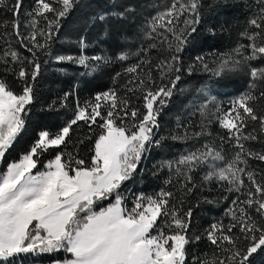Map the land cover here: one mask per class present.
Here are the masks:
<instances>
[{
  "label": "snow or ice",
  "instance_id": "obj_1",
  "mask_svg": "<svg viewBox=\"0 0 264 264\" xmlns=\"http://www.w3.org/2000/svg\"><path fill=\"white\" fill-rule=\"evenodd\" d=\"M79 4L80 0H35L31 11H24L23 0H0V10L10 14L0 20V164L25 129L41 56L85 69L92 62L91 71L81 75H91L101 65L122 63L114 79H124L123 90L131 94L113 88L84 104L77 102L63 126L55 132L39 131L20 158L0 171V264H23L21 256L57 252L65 256L52 264H188L189 246L202 240L211 246V256L194 253L191 264H264V174L258 178L249 164L250 160L264 163V149L252 147L264 145V88L255 91L264 84V0H254L258 11L248 20L252 30L241 34L247 43L213 54L212 67L205 55L195 56L185 67L184 54L195 47L208 9L220 8L227 14L237 6L252 8L246 0L240 5L229 0H170L146 21L142 31L147 44L134 52L89 56L82 36L78 55L52 57V42L62 20ZM134 11L129 7L118 16L123 19ZM227 31L226 24L211 25L204 43ZM154 52L159 58L154 59ZM197 68L209 79L246 74L248 90L225 110L209 95L207 82L197 86L195 91L207 97L193 112L200 117L199 130L189 132L188 125H180L181 133L155 138L161 112L183 74L192 75ZM9 75L21 85L19 91L9 83ZM137 93L143 112L130 102ZM74 95V91L64 93L60 106L65 107ZM54 106L55 102L49 107ZM213 120L226 130L221 147L205 141L174 161L161 162L157 168L168 170L165 185H173L175 192L139 193L129 208L122 186L137 174L149 149L165 139L187 143L211 136ZM79 122L99 129L88 160L79 157L75 144L73 151H67ZM224 143L234 149L231 159L223 155ZM50 151L53 158L41 170L40 158ZM195 175H200L199 185ZM213 182L220 191L211 199L203 197V202H224L227 223L219 219L202 233L191 232L193 208H185L186 199Z\"/></svg>",
  "mask_w": 264,
  "mask_h": 264
},
{
  "label": "trees",
  "instance_id": "obj_2",
  "mask_svg": "<svg viewBox=\"0 0 264 264\" xmlns=\"http://www.w3.org/2000/svg\"><path fill=\"white\" fill-rule=\"evenodd\" d=\"M209 0H205L208 3ZM245 0H229L230 4L240 5ZM170 3V0H80V4L62 20V26L59 33L52 42V57L56 55H78L80 49L78 41L80 37H84L88 43L85 53L89 56L102 54L113 55L121 51L134 52L141 44H147L143 39V29L146 21L155 15L156 11L162 10L164 6ZM247 4L253 5L252 8L233 7L230 12L225 14L223 9H208L204 16V24L199 33L195 47L184 54L185 67L193 62L197 55H205L208 58L209 66H213V54L230 51L239 44H246L247 40L241 35L243 32L251 31L248 20L254 12L258 11L254 4V0H246ZM35 4V0H23V10L31 11ZM133 8L135 11L126 13L123 19L118 14L124 12L126 8ZM8 15L0 10V20L5 19ZM100 15H105L103 21L99 20ZM41 19L40 26L44 25ZM226 24L228 31L221 34L217 32L216 36L204 43L209 36L207 28L211 25ZM16 47L19 48L18 45ZM25 56L28 53L19 48ZM247 54V53H245ZM154 59L155 52L153 53ZM41 74L34 84V99L32 104L27 106L26 126L13 148L6 156L5 162L18 160L20 156L30 147L37 137L39 131L47 129L57 131L64 123L69 120L75 110L77 102L84 104L90 101L99 92H104L115 88L125 96H131L123 90L124 79H114L116 72H121L122 63L114 65H101L91 75H81L91 71L93 66L89 62V68L85 69L71 63L59 64L54 58L41 56ZM134 62L129 61L128 63ZM256 63V62H253ZM157 74L153 73L155 77ZM9 83L16 91L20 90L21 85L8 76ZM207 82L209 85V95L216 98V103L220 104L224 109L226 103L237 98L240 94L248 90V77L242 73H225L219 78L209 79L208 74L197 68L196 71L189 75L185 72L177 88L174 90L172 97L168 100L167 106L163 108L159 117V128L154 129L155 138L161 136L170 137V135L182 132L180 125H188L189 132L199 130L197 125L200 122L199 115H193L195 108L206 102L207 97L195 91V88ZM264 88V84H258V92ZM74 91V96H69L65 107L60 106V100L64 93ZM139 93L131 97V104L138 108L140 112L144 111L143 101L139 98ZM54 108H50L53 105ZM209 109L215 111L214 105L209 104ZM99 129L92 126L90 129L79 122L78 126H74L72 132V143L69 144L67 151H73V145L79 157L86 160L92 155V142L95 139V133ZM211 136H202L198 141L189 139L187 143L165 139L160 146H152L142 158L137 169V174L132 180L127 181L125 186L129 187V191H137L148 195L159 192L161 189L172 190L175 192L173 185H165L169 173L167 169H159L157 166L168 160H175L186 150H193L199 147L205 141L213 142L217 148L221 147L220 137L226 135V130L219 127L213 120L209 126ZM79 140H83V144H77ZM223 155L226 159H231L234 149L227 143L223 144ZM252 147L259 151L264 149V145L254 143ZM53 158L50 151L41 156L40 168L47 160ZM250 166L257 170L258 178L260 174H264V163L256 160L249 161ZM155 173V174H154ZM202 175V173H201ZM197 185L201 183L200 175H195ZM210 189V190H209ZM220 189L216 183L208 185L207 188L195 191L191 197L186 199L185 208L192 206V228L191 232L202 233L215 220L227 218L223 216L226 204L220 202L217 205L207 204L203 202V197L209 199L216 197ZM198 254L202 258L205 254L211 256V246L206 240H202L195 246L190 245L188 248V264H191L193 254ZM65 253L57 252L53 254H41L38 258L43 263H51L55 259H63Z\"/></svg>",
  "mask_w": 264,
  "mask_h": 264
},
{
  "label": "rangeland",
  "instance_id": "obj_3",
  "mask_svg": "<svg viewBox=\"0 0 264 264\" xmlns=\"http://www.w3.org/2000/svg\"><path fill=\"white\" fill-rule=\"evenodd\" d=\"M230 102L226 103V107L224 108L225 110L230 106ZM14 161H16V160H14ZM6 164H7L6 162H4V164H0V171H2L6 167ZM41 170H43V169H41ZM33 171H35V170H33ZM122 191L128 197V199L126 200V204L130 208L132 206V203H131L132 199L134 198L135 195L139 194V192H137V191L130 192L129 187H127V186H125L124 189L122 188ZM107 203H108L107 201H104L102 206H106ZM32 258L36 259V258H38V256H33V255L29 254L27 256H21L20 260L23 262V264H47V263H43L39 260H34ZM48 264H52V262L48 263Z\"/></svg>",
  "mask_w": 264,
  "mask_h": 264
}]
</instances>
